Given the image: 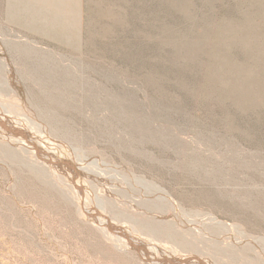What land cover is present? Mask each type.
I'll return each mask as SVG.
<instances>
[{
	"label": "rangeland",
	"instance_id": "1",
	"mask_svg": "<svg viewBox=\"0 0 264 264\" xmlns=\"http://www.w3.org/2000/svg\"><path fill=\"white\" fill-rule=\"evenodd\" d=\"M156 256L264 264V0H0V264Z\"/></svg>",
	"mask_w": 264,
	"mask_h": 264
},
{
	"label": "water",
	"instance_id": "2",
	"mask_svg": "<svg viewBox=\"0 0 264 264\" xmlns=\"http://www.w3.org/2000/svg\"><path fill=\"white\" fill-rule=\"evenodd\" d=\"M6 128L8 130H11L15 133H23V135L25 136V138L30 141L29 137H28V134L22 130V129H18V128H11L9 127L8 125H6ZM39 151V155L41 158L43 159H46V157L44 155L41 154V149H38ZM49 160L51 163H54V164H58V161H55L54 159H47ZM95 216H102V217H105L107 219V225L108 227L111 229L112 232H115V233H120L121 235H123L124 237L127 238V240L130 242V244L132 246H134L135 248H137L139 251H146L147 255L148 254V250L146 249L145 245L143 243H140V242H136L134 240V238L131 236V234L122 226L120 225H117L116 223H114L110 217L102 212H100L98 209H97V212L94 214ZM197 260L198 262H200V264H208V262L199 257V256H196V257H185V258H173V257H158L156 256L155 260L157 262H162V263H167V264H188L190 263L191 260Z\"/></svg>",
	"mask_w": 264,
	"mask_h": 264
}]
</instances>
